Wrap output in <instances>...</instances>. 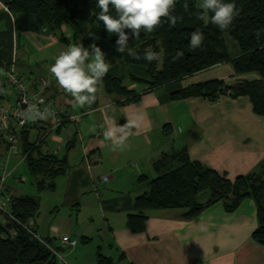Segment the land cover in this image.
<instances>
[{"label": "crops", "instance_id": "obj_1", "mask_svg": "<svg viewBox=\"0 0 264 264\" xmlns=\"http://www.w3.org/2000/svg\"><path fill=\"white\" fill-rule=\"evenodd\" d=\"M9 1L0 0V100L12 104L4 73L14 66L32 89H39L44 79V94L59 108L83 112L76 125L51 130L48 121H30L26 133L20 130L17 134L23 161L26 140L32 145L34 157L59 156V149L49 147L51 143L58 144L60 150L66 147L62 156L67 168L54 179L53 188L40 190L35 182L29 193L20 188L11 193L4 183L10 197H38L36 226L62 257L57 258V264H69L63 254L71 264H96L97 251L115 264H264V246L251 236L257 225L251 198L233 210H227L220 200L193 217H185L183 208L151 209L142 231L133 232L128 225V215L135 212V198L148 190V180L160 175L155 164L163 154L186 150L190 160H199L229 179L264 166V116L253 111L248 96L234 98L221 93L212 101L203 96L170 97L174 91L210 79L233 84L258 76L237 75L229 63H223L179 82L151 88L144 67L126 63L116 46L97 39L112 65L108 74L123 80L133 95L119 97L102 86L96 106L79 107L49 70L56 56L71 44L61 41L36 14L10 11ZM62 30L68 33L65 26ZM108 127L123 129L127 139L122 148L104 138ZM31 132L36 134L33 140L29 139ZM6 150L0 133L1 159ZM78 152L82 155L79 166L69 165L71 156ZM103 174H108L106 180H102ZM58 188L64 189L67 198L57 197L46 203L54 212L51 225L46 227L42 195ZM66 205L75 209L68 208L61 214L60 209ZM83 211L90 215L78 223ZM63 235H69L76 245L65 246Z\"/></svg>", "mask_w": 264, "mask_h": 264}, {"label": "trees", "instance_id": "obj_2", "mask_svg": "<svg viewBox=\"0 0 264 264\" xmlns=\"http://www.w3.org/2000/svg\"><path fill=\"white\" fill-rule=\"evenodd\" d=\"M7 6L12 12L36 14L65 43L83 44L91 50L94 45L99 46L97 39H105L116 46L118 34H109L102 21L97 19L100 8L96 0H11ZM236 6L239 15L229 28L221 30L211 23V13L207 14L209 22L205 24L201 19L204 11L198 8L197 0H178L173 12L178 17L176 25L170 26L168 19L162 18V23L154 31H142L139 38L129 41V47L137 55L130 56L125 51L123 60L144 67L149 74L148 86L151 88L179 82L214 65L229 63L237 75L254 73L258 77L233 84L210 79L174 91L170 97L203 96L212 101L221 93H229L234 98L246 95L253 111L264 116V0H236ZM112 14L115 15L114 10ZM64 26L68 33L62 30ZM196 30L203 32L205 39L201 48L193 50L189 40ZM224 33L236 41L239 49L236 56L229 54ZM146 49L157 52L162 49L161 61H146L143 58ZM180 51L183 56L176 58ZM102 85L109 94L119 97L133 95L123 80L109 74L104 77ZM96 104L97 94L90 106ZM26 128L22 129L23 133ZM25 144V161L36 185L40 190L53 188L54 179L66 171V158L56 154L34 157L32 145L27 140ZM155 167L160 175L147 181L148 190L135 198V212L128 215V225L133 232L144 229L147 211L151 209L183 208L185 217H193L220 200L224 201L227 210H233L244 199L251 198L257 216V225L251 236L264 246V166L229 179L199 160H190L186 150H180L163 154ZM202 191H208L209 196L198 202L196 195ZM38 207L36 196L11 197L10 212L21 222L36 217ZM44 239L51 244L50 239ZM57 258L58 255L33 239L22 226L11 220L0 223V264H57ZM95 259L96 264H115L99 251L95 253Z\"/></svg>", "mask_w": 264, "mask_h": 264}, {"label": "clouds", "instance_id": "obj_3", "mask_svg": "<svg viewBox=\"0 0 264 264\" xmlns=\"http://www.w3.org/2000/svg\"><path fill=\"white\" fill-rule=\"evenodd\" d=\"M96 3L100 8L97 19L102 21L109 34H118L115 41L116 51L119 53L127 51L130 56L137 55L135 50L129 47L130 40L139 38L142 31L145 33L154 31L162 23V18H167L170 26H175L178 19L173 14L178 0H96ZM197 6L204 11L201 19L205 24L209 22L207 14L211 13V23L221 30L229 28L239 15L236 0H197ZM113 10L115 15L112 14ZM204 39L203 32L194 31L189 40L191 49L201 48ZM162 52V49L160 52L146 49L143 58L148 62L154 60L160 62ZM181 56L182 51L177 53L176 58ZM111 67L101 47L94 45L89 50L83 44H71L56 56L49 70L59 87L72 96L75 104L84 107L95 102L96 94L101 90L102 81ZM53 114L51 109H41L33 103L26 112L21 113V116L25 121H36L48 119ZM103 135L106 140H111L115 147L120 148L127 139L123 129L115 127H108Z\"/></svg>", "mask_w": 264, "mask_h": 264}, {"label": "built area", "instance_id": "obj_4", "mask_svg": "<svg viewBox=\"0 0 264 264\" xmlns=\"http://www.w3.org/2000/svg\"><path fill=\"white\" fill-rule=\"evenodd\" d=\"M5 81L11 87L12 104L10 106L4 104L0 100V133L3 135L7 144L6 154L0 162V223L5 224L11 220L22 226L24 230L33 238L44 244L58 257L62 258L58 251H56L51 244H48L43 236L36 231V218L29 217L25 222H21L18 218L10 212L11 197L7 193L4 183L6 178L10 175L7 172V164L9 157L18 151L17 134L20 130L28 126L29 121H25L21 116L22 112H26L28 107L36 103L41 109H51L53 115L48 119H38L36 121L46 122L50 124V129H58L66 124H77L81 121L83 112H72L59 108L55 101L44 94L45 80L41 79V87L39 89H32L27 82L24 75L18 72L14 66L8 67L4 73ZM107 176H102V180H106ZM61 242L67 246L72 247L76 245V241L71 239L69 235H63ZM75 242V243H73Z\"/></svg>", "mask_w": 264, "mask_h": 264}, {"label": "rangeland", "instance_id": "obj_5", "mask_svg": "<svg viewBox=\"0 0 264 264\" xmlns=\"http://www.w3.org/2000/svg\"><path fill=\"white\" fill-rule=\"evenodd\" d=\"M224 38H225V43L227 45L229 54L231 56L237 55L239 53V49H238V45H237L236 41L233 40L228 33H224ZM35 135L36 134L34 132H31L29 139L33 140ZM49 147L53 150L59 149V150H57V153L59 156L66 155V154H64L66 151V147L64 145H63L61 150H60V148H57L58 144H56V143L49 144ZM53 150H50V151H53ZM5 154H6V152H5ZM71 159H72L71 161L70 160L68 161L69 165H73L75 167L79 166V164L82 161V155H80V153L78 152L76 156L75 155L71 156ZM0 162H1V156H0ZM84 163H85V161H84ZM15 165H16V168L13 169V167ZM85 165L87 166V163ZM27 168L28 167H27L26 162L21 159L20 149L18 152L12 154L9 157L8 164H7V172H10V175L5 180V186H7V185L9 186V188H10L9 191L11 193H13V190L15 188H20L25 193H29L30 191H32V188H35V179ZM81 169L84 170L82 167H81ZM0 174H1V171H0ZM105 175H108V174H105ZM102 176H104V174ZM63 191H64V189H62V188H58L56 191H45V193H43V195H42V199L45 202L44 204L45 205H46V203L49 204L51 202V200H54L57 197H59V198L66 197V195L63 193ZM208 196H209L208 191H202L196 195L195 199L198 202H202ZM68 208L75 209V206L74 205H66V206L62 207V209H60L61 214L65 213L68 210ZM42 210H43L42 215L45 214V218H44L45 226L46 227L50 226L51 225L50 221H51L52 217L54 216V212H53V210L48 209L47 205H46V207L43 206ZM71 213L75 214L76 212H75V210H73V211H71ZM67 215H68V213H67ZM86 215H90V214H87L84 211L81 212V214L79 215L80 217H79L78 223H81L83 221V217H86ZM35 218H36V224H37L38 223L37 216ZM37 227H38V225L35 228L36 231L38 232V234H41ZM52 246H54L53 243H52ZM61 253L63 254V252H61ZM63 258L65 259V262L71 264L70 261H68V258L66 255L63 254Z\"/></svg>", "mask_w": 264, "mask_h": 264}]
</instances>
